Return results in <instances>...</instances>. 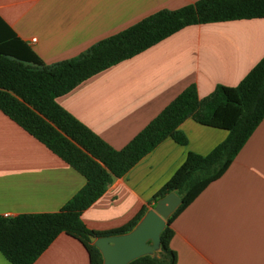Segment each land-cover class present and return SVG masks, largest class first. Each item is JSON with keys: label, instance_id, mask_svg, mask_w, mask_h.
I'll use <instances>...</instances> for the list:
<instances>
[{"label": "crops", "instance_id": "obj_1", "mask_svg": "<svg viewBox=\"0 0 264 264\" xmlns=\"http://www.w3.org/2000/svg\"><path fill=\"white\" fill-rule=\"evenodd\" d=\"M196 0H0L1 17L47 64L77 56L161 9ZM36 38L33 41V38ZM264 56V17L188 25L57 97L113 147L127 144L188 85L204 97L237 85ZM188 143L169 137L82 213L94 230L131 220L188 152L208 154L228 131L193 118ZM85 177L0 110V215L60 210ZM176 264H264V118L227 170L174 219ZM0 264H13L0 251ZM33 264H89L77 238L61 232Z\"/></svg>", "mask_w": 264, "mask_h": 264}, {"label": "trees", "instance_id": "obj_2", "mask_svg": "<svg viewBox=\"0 0 264 264\" xmlns=\"http://www.w3.org/2000/svg\"><path fill=\"white\" fill-rule=\"evenodd\" d=\"M264 17V0H196L176 9H161L131 26L98 40L77 56L52 64L20 38L0 15V110L79 171L86 179L80 190L56 212L0 215V251L13 264H33L61 233L79 239L89 264H103L90 236L132 230L146 207L125 224L94 230L82 213L108 185L125 175L166 138L186 145L181 124L188 118L228 131L208 154L188 152L152 201L176 191L182 202L167 218L161 246L129 264H176L171 248L174 219L233 162L264 118V56L235 86L218 84L204 97L192 83L171 100L127 144L117 149L57 102L87 78L131 58L188 25ZM159 253V254H157Z\"/></svg>", "mask_w": 264, "mask_h": 264}, {"label": "water", "instance_id": "obj_3", "mask_svg": "<svg viewBox=\"0 0 264 264\" xmlns=\"http://www.w3.org/2000/svg\"><path fill=\"white\" fill-rule=\"evenodd\" d=\"M181 202V196L171 191L158 199L132 230L119 234L91 235L92 242L102 253L103 264H129L136 258L157 252L167 218Z\"/></svg>", "mask_w": 264, "mask_h": 264}, {"label": "built area", "instance_id": "obj_4", "mask_svg": "<svg viewBox=\"0 0 264 264\" xmlns=\"http://www.w3.org/2000/svg\"><path fill=\"white\" fill-rule=\"evenodd\" d=\"M35 40H36V38L34 37L33 41H35ZM4 216L9 217L10 215L8 213H6V214H4Z\"/></svg>", "mask_w": 264, "mask_h": 264}, {"label": "rangeland", "instance_id": "obj_5", "mask_svg": "<svg viewBox=\"0 0 264 264\" xmlns=\"http://www.w3.org/2000/svg\"><path fill=\"white\" fill-rule=\"evenodd\" d=\"M157 254H159V253H157Z\"/></svg>", "mask_w": 264, "mask_h": 264}]
</instances>
